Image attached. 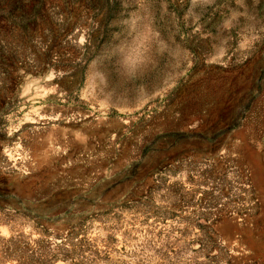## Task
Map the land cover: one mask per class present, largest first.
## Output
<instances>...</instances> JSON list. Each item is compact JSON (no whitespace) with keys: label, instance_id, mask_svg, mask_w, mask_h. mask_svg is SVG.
I'll return each instance as SVG.
<instances>
[{"label":"rangeland","instance_id":"374dc122","mask_svg":"<svg viewBox=\"0 0 264 264\" xmlns=\"http://www.w3.org/2000/svg\"><path fill=\"white\" fill-rule=\"evenodd\" d=\"M0 264H264V0H0Z\"/></svg>","mask_w":264,"mask_h":264}]
</instances>
